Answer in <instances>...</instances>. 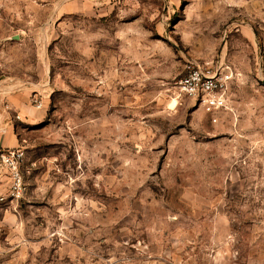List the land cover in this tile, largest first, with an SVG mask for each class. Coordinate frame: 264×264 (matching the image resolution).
Masks as SVG:
<instances>
[{
    "label": "rangeland",
    "instance_id": "rangeland-1",
    "mask_svg": "<svg viewBox=\"0 0 264 264\" xmlns=\"http://www.w3.org/2000/svg\"><path fill=\"white\" fill-rule=\"evenodd\" d=\"M188 60L225 109L177 96ZM7 125L0 264H264V0H0Z\"/></svg>",
    "mask_w": 264,
    "mask_h": 264
},
{
    "label": "built area",
    "instance_id": "built-area-1",
    "mask_svg": "<svg viewBox=\"0 0 264 264\" xmlns=\"http://www.w3.org/2000/svg\"><path fill=\"white\" fill-rule=\"evenodd\" d=\"M232 81V71L222 61L213 64L188 60L182 76L176 81L177 96H183L207 113L226 108L225 89ZM23 157L21 147L0 148V168H4L11 180L10 195L19 198L23 193V177L20 161Z\"/></svg>",
    "mask_w": 264,
    "mask_h": 264
},
{
    "label": "crops",
    "instance_id": "crops-1",
    "mask_svg": "<svg viewBox=\"0 0 264 264\" xmlns=\"http://www.w3.org/2000/svg\"><path fill=\"white\" fill-rule=\"evenodd\" d=\"M18 140L14 135L12 127L7 125L5 128L0 130V148H13L17 145ZM11 180L8 176L7 171L4 168H0V196H4L8 191ZM22 197L25 199V193H22ZM6 203V202H1Z\"/></svg>",
    "mask_w": 264,
    "mask_h": 264
}]
</instances>
